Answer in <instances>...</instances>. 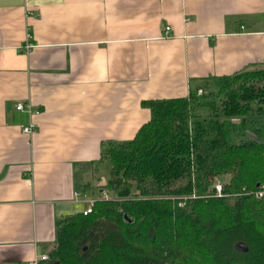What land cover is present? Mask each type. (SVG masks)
<instances>
[{
  "label": "crops",
  "instance_id": "obj_1",
  "mask_svg": "<svg viewBox=\"0 0 264 264\" xmlns=\"http://www.w3.org/2000/svg\"><path fill=\"white\" fill-rule=\"evenodd\" d=\"M263 57L264 0H0V264L54 246L57 221L94 199L80 185L101 142L149 119L142 101Z\"/></svg>",
  "mask_w": 264,
  "mask_h": 264
},
{
  "label": "trees",
  "instance_id": "obj_2",
  "mask_svg": "<svg viewBox=\"0 0 264 264\" xmlns=\"http://www.w3.org/2000/svg\"><path fill=\"white\" fill-rule=\"evenodd\" d=\"M258 65L142 101L149 119L133 138L100 144L109 196L80 185L95 194L91 211L57 221L46 264H264V197L253 193L264 185V57ZM224 174L216 196L211 178Z\"/></svg>",
  "mask_w": 264,
  "mask_h": 264
},
{
  "label": "built area",
  "instance_id": "obj_3",
  "mask_svg": "<svg viewBox=\"0 0 264 264\" xmlns=\"http://www.w3.org/2000/svg\"><path fill=\"white\" fill-rule=\"evenodd\" d=\"M168 30H170V27L168 25H164V31L167 32ZM31 41L28 40V38L26 39V41L22 44V51L27 53V51L30 49V47L32 46L31 45ZM201 90L200 89H197V93L200 94ZM15 110H21V111H24L26 112L27 114L30 115V113L34 112V114L37 113V111H34L32 109V106L31 104L27 103V104H24V103H21L20 101L19 102H16L15 103V106H14ZM33 125H35L34 121L30 119V121L23 125V126H20L21 128V131L22 133L24 134H27L29 135L30 133L33 132L34 130V127ZM211 189L213 190V193L216 195V196H223L224 194L222 193V182L217 180L215 177L212 178V187ZM78 192H74L73 194L77 195ZM254 195L257 197V198H261V197H264V185H259L257 186V188L253 191ZM191 197H194V195H192ZM92 202H93V199L89 200L88 202V206L85 207V209L82 211L83 214H86V213H89V211H91V206H92ZM178 205L182 206L183 205V202L180 201L177 203ZM48 261V256L46 253H37L35 254L34 257H32L31 259H29L28 261H26L24 264H46Z\"/></svg>",
  "mask_w": 264,
  "mask_h": 264
},
{
  "label": "rangeland",
  "instance_id": "obj_4",
  "mask_svg": "<svg viewBox=\"0 0 264 264\" xmlns=\"http://www.w3.org/2000/svg\"><path fill=\"white\" fill-rule=\"evenodd\" d=\"M261 66L260 65H257V66H247L246 67V69L247 68H260ZM231 120H236V119H231ZM107 163H105V162H102L100 165H98L99 167L97 168V171L95 172V173H97V178H95V182L94 181H90L89 179L91 178V176H90V178H89V175H90V173H88V174H86L85 175V177L83 178V182H85V181H87V179L91 182V184L93 185V188H94V186H96V183L98 182V183H102L103 184V178H104V176H106V174H107V171H108V165H106ZM94 167V166H93ZM92 166H91V169H89L90 171L91 170H94L95 168H93ZM94 173V174H95ZM93 174V175H94ZM95 176V175H94ZM228 177V174H224V175H220V176H218V177H216L215 176V178L217 179V180H219V181H225V179ZM212 179V178H211ZM97 181V182H96ZM80 183H82V182H80ZM102 184L101 185H99V187H101L102 186ZM99 196L100 197H108L109 196V193H106L105 192V190H101V192H99ZM93 195H95L94 193H93ZM54 246H52L51 248H53ZM50 249V248H49Z\"/></svg>",
  "mask_w": 264,
  "mask_h": 264
},
{
  "label": "water",
  "instance_id": "obj_5",
  "mask_svg": "<svg viewBox=\"0 0 264 264\" xmlns=\"http://www.w3.org/2000/svg\"><path fill=\"white\" fill-rule=\"evenodd\" d=\"M102 189V188H101ZM101 189H99V190H101ZM123 219H125V220H127L128 218L126 217V215L125 214H123ZM127 221H129V220H127Z\"/></svg>",
  "mask_w": 264,
  "mask_h": 264
}]
</instances>
